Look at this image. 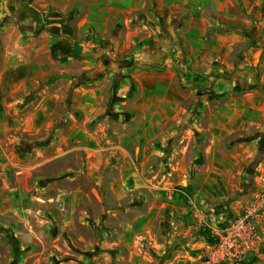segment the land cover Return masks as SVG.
I'll list each match as a JSON object with an SVG mask.
<instances>
[{
    "label": "rangeland",
    "instance_id": "1",
    "mask_svg": "<svg viewBox=\"0 0 264 264\" xmlns=\"http://www.w3.org/2000/svg\"><path fill=\"white\" fill-rule=\"evenodd\" d=\"M236 1L246 18L245 3ZM227 25L149 62L132 55L147 49L136 41L123 53L126 71L112 76L109 88L99 85L104 107L88 115L71 102L66 107L81 98L70 93L72 82L44 81L11 94L16 106L0 108V264H118L116 220L148 218L153 185L165 202L160 219L170 211L199 219L196 229L174 235L179 243H204L201 227L242 213L257 196L246 200L253 162L246 163L243 148L258 132L246 134V42L261 24ZM213 33L239 40L216 44ZM255 69L264 93V69ZM54 94L59 102L39 109ZM211 128L220 135L216 143ZM123 133L136 135L125 140Z\"/></svg>",
    "mask_w": 264,
    "mask_h": 264
},
{
    "label": "crops",
    "instance_id": "2",
    "mask_svg": "<svg viewBox=\"0 0 264 264\" xmlns=\"http://www.w3.org/2000/svg\"><path fill=\"white\" fill-rule=\"evenodd\" d=\"M242 1L246 5V18L240 16L236 0H7L0 18V108L15 107V102L9 99L11 94L33 89L40 82L57 86L58 81H68L72 82V96L81 98L68 99L66 107L71 102L88 115L104 107L100 95L103 89L99 85L109 88L110 78L126 71V68L120 69L126 64L123 53L136 41L147 49L137 48L132 55L149 62L170 54L172 46H178L181 51V44L188 38L205 39L209 27L225 28L236 21L246 26L258 22L261 33L256 30L246 42V134L258 128V132L246 137L243 148L246 163L253 162L246 186V200L252 198L264 184V93L254 73L255 64L264 69V0ZM212 36L216 44H233L239 40L238 36L228 34L213 33ZM166 62L170 65L171 59L168 57ZM86 80L88 83H84ZM58 102V95L54 94L41 100L38 106L47 109ZM210 131L211 142H218V130L211 128ZM135 135L123 133L121 137L134 140ZM240 171L234 170V173ZM153 186L154 209L148 218L122 216L116 220L115 262L207 264L205 241L194 242L195 237H188L189 241L179 243L174 237L176 233L196 229L199 219L192 214L179 219L171 211L165 219H160L158 212L165 202L157 194L159 186ZM166 196L171 197L169 192ZM103 215L108 218L110 210ZM254 223L263 236V243L246 264H264V211Z\"/></svg>",
    "mask_w": 264,
    "mask_h": 264
},
{
    "label": "built area",
    "instance_id": "3",
    "mask_svg": "<svg viewBox=\"0 0 264 264\" xmlns=\"http://www.w3.org/2000/svg\"><path fill=\"white\" fill-rule=\"evenodd\" d=\"M190 210L200 211L193 200L188 199ZM264 211V184L260 193L248 201L242 213L220 227L208 225L215 236L205 253L207 264H236L250 261L263 243V236L254 220ZM201 213V212H200Z\"/></svg>",
    "mask_w": 264,
    "mask_h": 264
},
{
    "label": "trees",
    "instance_id": "4",
    "mask_svg": "<svg viewBox=\"0 0 264 264\" xmlns=\"http://www.w3.org/2000/svg\"><path fill=\"white\" fill-rule=\"evenodd\" d=\"M247 186V185H246ZM246 190V189H245ZM201 236H204L206 242L208 244H212L214 242V235L211 233V230L209 227L204 226L201 227L199 232H198Z\"/></svg>",
    "mask_w": 264,
    "mask_h": 264
},
{
    "label": "water",
    "instance_id": "5",
    "mask_svg": "<svg viewBox=\"0 0 264 264\" xmlns=\"http://www.w3.org/2000/svg\"><path fill=\"white\" fill-rule=\"evenodd\" d=\"M7 6V0H1V4H0V18L2 17V15H4L3 10L6 9Z\"/></svg>",
    "mask_w": 264,
    "mask_h": 264
}]
</instances>
